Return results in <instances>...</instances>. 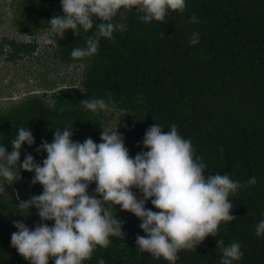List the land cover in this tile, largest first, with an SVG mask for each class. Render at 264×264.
Wrapping results in <instances>:
<instances>
[{
    "label": "trees",
    "instance_id": "16d2710c",
    "mask_svg": "<svg viewBox=\"0 0 264 264\" xmlns=\"http://www.w3.org/2000/svg\"><path fill=\"white\" fill-rule=\"evenodd\" d=\"M10 5L5 15L24 35L48 30L53 15H64L60 0H11ZM186 5L183 12L170 11L162 22H142L134 10L127 12V31L115 32L114 41L102 38L98 53L91 57L73 59L71 51L86 47L95 27L88 32L79 28L76 35L66 30L62 39L53 37L58 45L51 47L53 58L57 64L79 70V85L64 84L56 91L48 85L42 93L0 108V144L10 153L18 128L27 127L34 144L22 145L20 163L31 154L41 165L47 153L37 149L44 141L53 142L56 128L73 129L74 142L91 138L99 144L101 131H106L105 110L86 111L80 101L107 99L111 93L113 103L108 109L126 112L117 132L124 137L130 157L148 151L143 139L155 123L165 132L175 124L207 165L205 177L228 174L241 184L256 177L254 186L229 196L236 219L221 222L217 236L209 235L196 251L181 250L176 264H220L218 240L224 246L241 244L243 256L234 264H264V236L255 234L264 219V0H186ZM193 15L198 23L190 22ZM193 32L199 33L196 45L190 43ZM38 44L36 37L26 41L4 36L0 56L17 61L32 56ZM17 170L18 181L11 185L2 181L0 264H30L11 245V235L18 231L16 222L30 230L38 224L54 225V221H42L34 206L19 207L21 201L42 194L43 187L32 183L34 172L19 165ZM95 187V183L89 185V194H95ZM132 191L143 198L139 189ZM145 207L158 211L151 200ZM114 210L123 225V240L111 236V244L97 246L83 264H97L100 258L105 264H168L138 250L136 237L146 236L142 221L119 206ZM49 264H54L51 258Z\"/></svg>",
    "mask_w": 264,
    "mask_h": 264
},
{
    "label": "clouds",
    "instance_id": "9594fccd",
    "mask_svg": "<svg viewBox=\"0 0 264 264\" xmlns=\"http://www.w3.org/2000/svg\"><path fill=\"white\" fill-rule=\"evenodd\" d=\"M60 2L63 17L53 15L49 20L50 29L26 35V41L32 40L30 36L37 38L41 32L51 31L52 35L44 37L43 43L58 47L53 37L62 39L66 30L76 35L79 28L88 32L95 27L96 31L86 39V47L71 51L73 59L97 54L102 38L114 41L115 32L127 31V12L134 10L142 22H162L170 11L183 12L187 6L186 0ZM190 22L199 21L193 15ZM190 43H199V33H192ZM112 103L111 93L107 99L80 101L84 110L94 113L107 110ZM63 128V132L56 128L53 142L44 141L37 149L47 153L42 165L35 163L31 154L20 163L22 145L34 144L27 127L18 128L15 139L10 142V153L0 144V193L5 192L2 181L11 185L20 179L17 165L24 171L34 172L32 183L42 185L43 192L21 201L19 207L34 206L42 221H54L51 227L38 224L34 230L21 222L14 224L18 231L12 233L11 245L30 264H49L50 258L54 264H83L92 258L97 246L107 248L111 236L123 240V225L116 218L115 206L142 221L140 227L146 236L136 237L140 252L176 264L181 250L196 251L209 235L217 236L221 222L234 221L229 196L257 183L254 176L244 184L228 174L205 177L207 165L201 162L191 140L185 139L175 124L166 132L157 123L151 126L143 139V147L148 151L134 158L130 157L124 137L117 130L101 131L102 142L97 144L91 138L83 143L74 142L73 129ZM92 183L96 185L95 194L88 192ZM133 188L140 190L142 199L137 198ZM148 200L158 211L145 207ZM255 234L264 236V219L258 222ZM218 248L222 252L220 264H234L243 256L239 242L224 246V241L218 240ZM97 264H105L104 259L100 258Z\"/></svg>",
    "mask_w": 264,
    "mask_h": 264
},
{
    "label": "rangeland",
    "instance_id": "374dc122",
    "mask_svg": "<svg viewBox=\"0 0 264 264\" xmlns=\"http://www.w3.org/2000/svg\"><path fill=\"white\" fill-rule=\"evenodd\" d=\"M11 0H0V42L2 37L26 40L23 33H19L9 22L5 12L9 9ZM10 5V6H9ZM7 17V18H6ZM51 31L37 35L38 48L32 56H26L17 61L7 60L0 56V108L12 102H19L26 96L39 92L49 86L58 90L62 85H79L81 80L79 70L73 66L57 64L53 58L51 46L43 43V38L51 36ZM36 36H30L33 39ZM50 92V91H49ZM126 112L107 109L104 111V126L107 132H113L124 123ZM15 193L17 190H14ZM16 197L18 195L16 194Z\"/></svg>",
    "mask_w": 264,
    "mask_h": 264
}]
</instances>
